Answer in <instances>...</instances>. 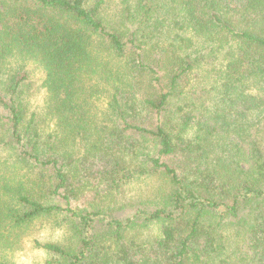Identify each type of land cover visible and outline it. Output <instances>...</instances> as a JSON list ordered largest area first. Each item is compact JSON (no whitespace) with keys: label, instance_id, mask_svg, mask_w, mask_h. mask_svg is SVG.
<instances>
[{"label":"trees","instance_id":"obj_1","mask_svg":"<svg viewBox=\"0 0 264 264\" xmlns=\"http://www.w3.org/2000/svg\"><path fill=\"white\" fill-rule=\"evenodd\" d=\"M114 3L0 0V264L45 220L50 264H264V0Z\"/></svg>","mask_w":264,"mask_h":264},{"label":"rangeland","instance_id":"obj_2","mask_svg":"<svg viewBox=\"0 0 264 264\" xmlns=\"http://www.w3.org/2000/svg\"><path fill=\"white\" fill-rule=\"evenodd\" d=\"M116 0H111L110 13H114ZM29 68L31 69L32 87L30 88L29 94L31 96V109L39 113L41 124L45 130H50L54 127L55 121L49 118L47 115V103L46 95L47 91L42 86L43 72L35 64L30 63ZM108 87L104 83L103 89L98 94L99 98L96 99L98 107L104 110L107 106ZM50 116V115H49ZM51 117V116H50ZM52 119V120H51ZM7 154L0 151V172L4 171L2 162ZM156 178V177H155ZM158 184L157 180H134L130 182L125 191L118 194L120 198H123V205L129 204L130 199H140V195L148 197L152 195L154 187ZM128 202V203H127ZM69 236L67 226L56 227L49 220L36 221L30 226L28 230L21 235L19 239L10 246L3 244V251L9 258L11 264H50L52 255L46 252L42 248L35 246V239L42 242L52 241L64 243L67 241Z\"/></svg>","mask_w":264,"mask_h":264}]
</instances>
